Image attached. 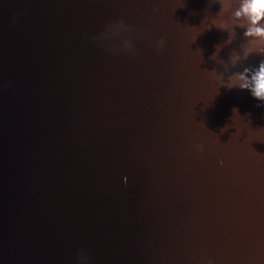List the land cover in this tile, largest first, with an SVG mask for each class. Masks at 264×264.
<instances>
[{
    "label": "water",
    "instance_id": "water-1",
    "mask_svg": "<svg viewBox=\"0 0 264 264\" xmlns=\"http://www.w3.org/2000/svg\"><path fill=\"white\" fill-rule=\"evenodd\" d=\"M238 6L0 0V264H264Z\"/></svg>",
    "mask_w": 264,
    "mask_h": 264
},
{
    "label": "clouds",
    "instance_id": "clouds-1",
    "mask_svg": "<svg viewBox=\"0 0 264 264\" xmlns=\"http://www.w3.org/2000/svg\"><path fill=\"white\" fill-rule=\"evenodd\" d=\"M221 5L220 14H223L229 10L232 3H237L239 6L233 13V18L237 21H243L237 23L232 32L229 34V39L226 43H231L235 36V27L244 29L243 36L247 40L248 47L244 49V60H248L253 54L264 56V0H216ZM213 25L221 30L226 31L227 25L213 21ZM117 31L120 29L127 30V25L123 20L115 26ZM211 28V27H210ZM209 28V29H210ZM164 43V38L161 39L160 44ZM133 47L131 41H126L125 48L131 49ZM220 49L217 47V51L211 59H215ZM241 59L239 54H235L232 57V64L235 66L237 61ZM213 75L216 74V70H212ZM223 80V77L221 76ZM228 89L238 88L240 90H247L257 100L264 102V60H261L258 66L245 67L242 72H235L228 77L227 82L221 84ZM258 107H264V104L258 105ZM234 113H239V110L234 108ZM227 128V127H226ZM226 128L222 129L225 130ZM196 148L203 151V145H196ZM221 163H223L221 161ZM126 180V178H125ZM208 264H214V261L209 260Z\"/></svg>",
    "mask_w": 264,
    "mask_h": 264
}]
</instances>
